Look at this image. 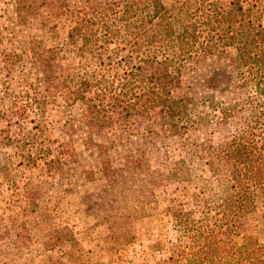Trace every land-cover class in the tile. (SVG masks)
Instances as JSON below:
<instances>
[{
	"label": "trees",
	"instance_id": "16d2710c",
	"mask_svg": "<svg viewBox=\"0 0 264 264\" xmlns=\"http://www.w3.org/2000/svg\"><path fill=\"white\" fill-rule=\"evenodd\" d=\"M76 1L78 7L71 10L66 0H15L17 23L49 6L68 24L62 25L60 45L43 47L42 40L31 39L26 48L16 49L18 54H0V73H24L23 62L43 75L57 73L66 89L64 102L80 106L92 134L122 133L135 118L180 147L199 149L214 184L201 191L204 206L218 218L171 211L177 237L186 243L163 264H264V235L258 240L244 230L252 214L264 226L260 16L239 0H172L167 6L161 0ZM43 27L49 38H57L56 23ZM58 48L74 55L73 64L54 65ZM45 104L30 98L32 120L44 116ZM204 134L207 141L200 142ZM34 157L26 156V164L35 166ZM171 166L163 174L139 155L117 168L103 163L101 172L106 188L125 191L121 211L137 209L141 216L149 203L143 197H152L153 186L175 181L176 173L187 176L184 161Z\"/></svg>",
	"mask_w": 264,
	"mask_h": 264
},
{
	"label": "rangeland",
	"instance_id": "374dc122",
	"mask_svg": "<svg viewBox=\"0 0 264 264\" xmlns=\"http://www.w3.org/2000/svg\"><path fill=\"white\" fill-rule=\"evenodd\" d=\"M66 1L69 9L78 7L76 0ZM171 1L161 0L165 6ZM239 1L264 23V0ZM50 8H39L37 16L20 24L15 0H0V54H18L16 49L26 48L31 39L42 40L43 47L60 45L68 19L52 15ZM50 23L57 24V38H49L43 27ZM56 52L55 66L74 61L65 49ZM23 67L24 73H0V264H163L186 243L177 237L171 211H191L194 219L218 218L204 206L201 191L214 184L199 149L180 147L133 117L122 133L92 134L80 106L64 102L66 89L57 73L43 75L27 62ZM33 95L47 109L32 120L28 106ZM198 138L206 142L208 137ZM30 154L35 166L26 164ZM139 155L163 174L179 160L188 166L186 177L176 173L175 181L153 186L152 197H143L149 203L141 216L137 209L121 211L125 191L106 188L101 172L103 163L117 168ZM244 230L263 238L256 214L246 218Z\"/></svg>",
	"mask_w": 264,
	"mask_h": 264
}]
</instances>
